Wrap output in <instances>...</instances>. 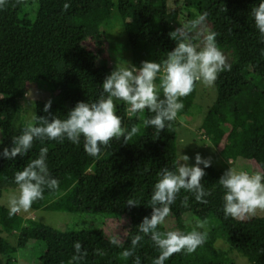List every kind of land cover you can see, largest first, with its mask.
Instances as JSON below:
<instances>
[{
	"label": "trees",
	"instance_id": "obj_1",
	"mask_svg": "<svg viewBox=\"0 0 264 264\" xmlns=\"http://www.w3.org/2000/svg\"><path fill=\"white\" fill-rule=\"evenodd\" d=\"M258 2L182 0L180 9L171 13L167 0H37L31 13L26 9V0H5L0 5L3 146L11 147L12 137L19 135L24 126L20 122L21 99L27 84H54L61 101L69 103V108L52 104L49 113H45L47 102L37 101V117L64 119L77 102H94L98 98L104 78L113 70L105 58L107 39L101 26L110 20L114 9L121 21L130 25L126 30L127 40L133 64L137 66L145 60L159 63L166 59V52L175 47L168 33L179 27V22L207 12L206 23L217 33L218 47L232 56L230 69L218 74L214 83L216 100L200 126L201 134L217 150L222 166L216 168L211 164L205 169L201 183L210 193L205 197L206 204L196 202L194 195L183 189L177 194L171 205V228L191 231L183 221L184 215L191 214L196 220L206 221L207 239L195 252L174 253L165 264H234L231 257L234 252L250 264H264V218L247 221L225 218L223 189L218 184L230 166L240 169L241 163L250 157L258 171H264V42L259 39L250 16L251 8ZM65 3L69 4L67 9L63 7ZM197 86L198 83L188 96L181 98L184 108L159 134L143 125L144 119L151 115L147 109L129 116L127 105L121 103L117 105L121 126L130 130L136 125L140 129L127 143L123 137L113 138L98 156L92 157L84 151L83 139L79 145L67 139L43 143L34 140L24 158L0 159V197L3 189L17 188L13 179L15 171L35 158L41 147H47L48 167L59 181V188L51 193L45 190L44 198L34 202L31 210L119 214L129 219L126 237L113 245L101 229L71 228L61 232L24 220L18 214L10 217L7 208L0 206L2 232L17 237L12 245L0 236L3 259L0 264H15L17 251L31 243L45 248L37 264H134L137 257L141 264H152L159 250L150 238L143 236L135 247L131 239L143 218L151 214L150 197L157 173L163 167L172 169L178 159L177 120L190 114ZM250 140L253 145L249 144ZM247 145L249 154L245 153ZM185 197L187 207L182 203ZM129 200L137 205H128ZM158 230L168 231L163 225ZM215 240L226 242L227 250L218 249ZM75 241L81 242L87 256L72 262ZM125 249L132 250L133 255L124 257Z\"/></svg>",
	"mask_w": 264,
	"mask_h": 264
},
{
	"label": "clouds",
	"instance_id": "obj_2",
	"mask_svg": "<svg viewBox=\"0 0 264 264\" xmlns=\"http://www.w3.org/2000/svg\"><path fill=\"white\" fill-rule=\"evenodd\" d=\"M4 2L0 0V5ZM63 7L67 9L69 4L65 3ZM207 16V12H200L195 18L179 23V27L168 33L170 39L175 41V47L166 52V59L162 62L145 60L139 66L129 62L115 65L104 78L98 98L94 102H77L64 119L57 116L37 117L25 105L22 108L26 113L25 123L20 134L12 137V146H3L4 141L0 139V159L15 160L17 156L24 158L32 149L34 140L43 143L45 140L67 139L79 145L83 139L84 151L92 157L98 156L113 138L123 137L127 143L140 129L136 125L130 130L121 126L122 117L117 114L118 103L127 105L129 116L147 109L151 115L144 119L143 125L153 128L159 134L169 122L176 119L184 108L181 98L188 96L197 83L211 87L220 72L230 69L225 54L217 45V33L207 26ZM250 16L259 39L264 42V0H259L251 8ZM160 91L163 98H160ZM25 95L29 98L33 96L32 92ZM51 105L49 99L44 105L45 113H49ZM0 136H3V130H0ZM47 157L48 148L41 147L35 158L29 159L21 169L15 171L13 179L17 192L6 201L10 217L27 212L34 202L44 198L45 190L50 193L58 190L59 181L51 174ZM190 159L188 155L179 152L172 169L163 167L157 173L158 178L150 197L151 214L143 218L137 226V234L131 239L135 247L143 236L150 238L159 250L152 264H165L169 257L182 250L191 254L207 239L206 221L203 220H197L195 227L187 233L180 230H158V226L163 225L169 217L171 205L182 189L192 193L196 202L207 203L205 197L210 193L201 180L212 161L200 154H196L194 164L189 163ZM218 184L223 189L225 218L244 219L247 215L256 214L257 210L264 211V171L249 172L230 167L219 178ZM187 200L185 197L182 202L185 207L188 206ZM128 205L134 207L137 204L129 200ZM110 243L118 245L119 240L113 237ZM73 249L72 262L87 256L81 242L75 241ZM97 252L102 254L100 250ZM122 255L129 257L133 252L125 249ZM134 264H141L139 257Z\"/></svg>",
	"mask_w": 264,
	"mask_h": 264
},
{
	"label": "rangeland",
	"instance_id": "obj_3",
	"mask_svg": "<svg viewBox=\"0 0 264 264\" xmlns=\"http://www.w3.org/2000/svg\"><path fill=\"white\" fill-rule=\"evenodd\" d=\"M37 0H26L27 11L34 13ZM182 0H167L168 10L171 13H176L180 9ZM35 7V8H34ZM116 9L113 10L110 20L101 26V31L106 35L107 39V51L105 58L111 62L112 68L118 64H124L129 62L133 64L134 58L132 50L130 49L129 42L127 40L126 30L129 28V24H124L120 17L117 15ZM180 23V22H179ZM210 28V25L207 24ZM226 56V62L229 64L232 61V56L228 52L222 51ZM32 92L31 98L22 97L21 99V124L25 123V111L22 110L25 105H28L36 115L35 105L37 101L48 102L51 99L52 104H58L64 108H69L68 102H63L58 96L59 89L54 84L45 83H30L27 84L25 93ZM216 89L213 86L208 87L198 83L196 98L194 104L188 116H185L177 120L176 128V147L177 155L181 152V155H188L191 159L190 164L195 163L196 154H200L203 158H210L216 168L222 166V160L218 155L217 150L212 147L206 138L200 132V126L202 125L207 110L214 104L216 100ZM121 103H118L119 105ZM1 139V136H0ZM249 144L253 145L251 140ZM249 146L245 148V153L249 154ZM248 152V153H247ZM241 163V170L244 167L242 165L250 167L251 170L246 168V171L254 172L258 171L257 165L251 160ZM202 166V165H201ZM231 167V166H230ZM17 192V188H5L2 190L0 197V206L6 207L7 198ZM24 220H32L37 224H42L46 227L65 231L71 228H89L94 227L101 229L104 234L111 240L116 237L119 242H122L127 235L129 229V219L125 215H106V214H78L67 212H50L44 209L31 210L27 212L18 213ZM253 218H264V211L257 210L254 215H247L244 219H238L240 221H247ZM171 215L166 219L163 226L167 230H177L171 228ZM184 226L187 229H193L195 222L197 221L191 214L183 216ZM208 232V229H206ZM0 236L7 240L10 244L16 243V235L4 234L0 228ZM215 246L220 250H227V243L222 240H215ZM45 248L38 243H31L29 247L18 250L16 254L15 264H37V260L44 253ZM234 264H250L243 256L234 252L231 254ZM0 260H3L0 257Z\"/></svg>",
	"mask_w": 264,
	"mask_h": 264
}]
</instances>
